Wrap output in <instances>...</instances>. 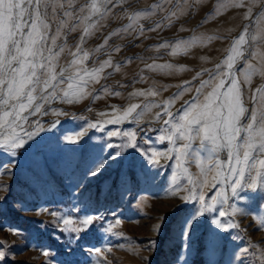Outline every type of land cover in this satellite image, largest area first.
Masks as SVG:
<instances>
[{
	"label": "rangeland",
	"instance_id": "obj_1",
	"mask_svg": "<svg viewBox=\"0 0 264 264\" xmlns=\"http://www.w3.org/2000/svg\"><path fill=\"white\" fill-rule=\"evenodd\" d=\"M87 2L77 0L74 7L78 9ZM221 3L227 6L218 11ZM106 8L103 19H99V14L93 17L98 21L97 26L82 45L90 53L84 67L92 69L104 60H111L113 67L106 68L102 74L106 78L91 83L83 99H74L71 104L56 101L45 106L47 115L31 117L33 121L41 120L46 127L57 121L58 124L52 131L42 132L23 148L16 149L15 157L0 149V252L4 253L0 264H264L261 258L264 228L259 226L264 221V193L245 189L233 197L229 190V204L238 210L237 214L231 215L228 205H224L228 213L225 217H219L218 211L207 212L193 221L190 235L185 236V225L197 214L200 205L186 203L182 197L187 195L185 189L191 187L188 176L200 178L197 161H206L212 148L210 141H201L200 137L177 139V147L187 144V174L175 167V153L159 157L158 165L150 164L141 155V152L151 155L153 150L168 152L172 145L166 138L163 141L158 138L162 135L160 129L167 127L163 121L169 117L156 119L157 113L163 112L164 101L190 81L191 91L184 92L170 106L174 114L181 110L196 95L200 81L208 79L204 70H215L226 57L232 41L245 34L246 29L245 53L234 67L239 73L246 63L257 64L258 58L253 59L252 53H264V40L258 38L253 42L250 37L258 35L257 29L264 27V2L256 4L247 19V0L242 7H234L231 0H187V3L185 0H112ZM138 12L150 15L141 16L134 31L122 32L129 23L128 17ZM173 12L177 15L165 19ZM157 23L161 24L160 28L148 31ZM141 28L146 31L138 35ZM82 35L83 26L68 34L67 43L72 51ZM193 38L206 42L194 45L186 54H171L177 42ZM161 44L169 47H159ZM98 48L100 51L96 52ZM115 48L119 51H113ZM71 59L66 52L60 64L67 66ZM153 62L171 64L173 69L150 71L146 66ZM197 72L204 75L194 80ZM240 86L244 106L249 110L241 119L244 124L255 106L252 92L264 86V76L257 74L251 84L241 82ZM62 87L66 88L67 84ZM149 88L156 89L159 95H131ZM116 92L120 95L112 94ZM132 103L160 107L145 112L138 122L105 123L104 131L86 127L88 123L114 119ZM114 129L135 131L139 150L127 146L126 137L106 134ZM82 130L84 135L80 137L78 133ZM69 137L78 143H70ZM109 143L113 147L108 148ZM121 143L126 147H116ZM116 151L123 155L109 159ZM220 159L226 161L227 153L221 152ZM99 160L106 161L105 168L97 177L85 179L84 173ZM8 163L10 170L3 167ZM213 175L214 172L207 177L205 191L209 197L216 191L211 188L215 183ZM86 215L102 218L95 220L86 233H79V239L75 231H62L65 226L57 220L66 217L75 222ZM213 217L226 226L231 221L238 227L223 231L213 223ZM117 218L120 224H115ZM110 225H114L111 232ZM75 227V223L68 226ZM149 241H155V245H149ZM94 248L102 249L101 253L90 254L89 249ZM45 251L49 255L45 256Z\"/></svg>",
	"mask_w": 264,
	"mask_h": 264
},
{
	"label": "snow or ice",
	"instance_id": "obj_2",
	"mask_svg": "<svg viewBox=\"0 0 264 264\" xmlns=\"http://www.w3.org/2000/svg\"><path fill=\"white\" fill-rule=\"evenodd\" d=\"M261 2L264 0H247L248 10L245 13V19L252 15L253 7ZM76 3L77 0H0V149L7 151L12 157L16 156V149L23 148L40 133L52 131L58 124L57 121L50 127H46L41 120L33 121L31 117L47 115L45 106L56 101L71 104L74 99H83L88 94L86 91L88 86L91 83H99L101 78H106L102 76L105 69L113 67L111 60H104L98 67L92 69L84 67V62L89 58L90 53L82 48L86 38L97 26L98 21H94L93 17L99 14V19H103L107 15L106 5L112 3V0H88L78 9L74 7ZM231 3L234 7H242L246 0H231ZM226 6L221 3L217 6V10ZM102 8H104L103 12ZM148 15H150L149 12L132 14L128 17L129 23L121 31L128 32L130 29L134 31L137 20L141 16ZM175 15L177 13H170L165 19ZM82 26L83 35L75 51H72L68 46L67 36ZM160 27L161 24L157 23L148 31H155ZM144 31L146 30L141 28L138 35H142ZM257 32L258 35L250 37L253 42L258 38L264 40V27L257 29ZM247 33L246 29L245 34H241L238 39L232 41L227 49L226 57L216 65L215 70H204L208 74V79L200 81L199 86L195 88L196 95L191 101L186 102L181 110L174 114L170 106L184 92L191 91L190 81L180 86L181 90L172 98L164 101L163 112L157 113L156 119L159 120L162 116L169 117L163 121L167 127L160 129L162 135L158 138L161 141L166 138L172 145L168 152L153 150L151 155L141 152V155L146 156L152 165L160 163L159 157H170V154L175 153V167L187 174L188 169L185 166L187 144L177 147V139L186 141L200 137L201 141L211 142L212 148L206 161H197V167L201 169L200 178L193 179L190 175L188 176V184L191 187L185 189L187 195L182 197L186 203L200 205L197 214H194L185 225V236L190 235L193 221L207 212L218 211L219 217H225L228 213L224 210V205H228L231 208V215L237 214L238 210L229 204V190L233 197L245 189L264 193V86L257 87L252 92L251 100L255 106L251 109L248 122L244 124L241 123V119L249 110L244 106L240 86L241 82L251 84L252 78L257 74L264 76V53L253 52V59L258 58L257 64L246 63L245 68L239 73L234 67L237 60L244 56L243 46L248 43ZM210 39L209 37L208 40ZM107 42L106 39L105 45ZM205 42L201 38L177 42L172 46L171 54H186L194 45ZM103 47L104 45H101V48ZM159 47L164 48L169 45L161 44ZM95 51L99 52L100 48ZM113 51L118 52L119 48ZM66 52L72 59L67 66H64L60 64V59ZM115 67L116 70L119 69V65ZM146 67L150 71L173 69L171 64L155 62ZM69 72L71 74L66 75ZM204 72H197L193 79L203 76ZM65 84L67 87H62ZM104 91L108 90L104 89ZM112 94L120 95L118 92ZM131 95L148 97L157 96L159 93L156 89L149 88L147 91L134 92ZM153 107H160V105L149 103L141 107L139 104L132 103L114 119L100 124L88 123L86 127L104 131L105 123L119 124L125 120L138 122L145 112ZM56 114L61 115V113ZM100 115L105 114L100 113ZM106 134L126 137L129 142L127 146L139 150L138 145L135 144V131L114 129ZM78 135L82 137L84 131L82 130ZM68 140L73 144L78 143L72 137ZM107 147L111 148L113 145L109 143ZM116 147L125 148L126 145L121 143ZM77 150L72 149V151ZM221 152L227 153L226 161L220 159ZM122 155L121 151H116L108 158L114 160ZM105 165L106 161L99 160L88 168L84 178L97 177ZM3 167L10 170L11 163ZM213 172L215 183L211 184V188H215L216 191L209 197L205 188L209 183L208 174ZM52 215L56 216L55 213ZM101 218L98 215H86L75 222L66 217H57V220L65 226L61 229L62 231H75L79 239V233H86L94 221ZM74 223L75 228H68ZM120 223L121 220L117 218L115 224ZM213 223L223 231H228L229 227H238L231 221L226 226L215 217H213ZM259 226L264 228V221H261ZM112 227L114 225L109 226V232ZM159 229L160 225L157 226V234ZM149 245L154 246L155 241H149ZM101 251L100 248L89 249L90 254L101 253ZM43 254L47 256L49 252L45 251ZM3 255L4 253L0 252V258ZM261 258L264 259V257ZM181 259L184 258L181 257Z\"/></svg>",
	"mask_w": 264,
	"mask_h": 264
}]
</instances>
